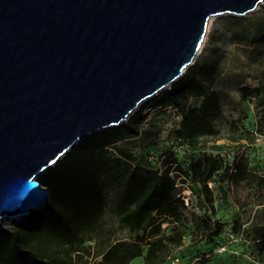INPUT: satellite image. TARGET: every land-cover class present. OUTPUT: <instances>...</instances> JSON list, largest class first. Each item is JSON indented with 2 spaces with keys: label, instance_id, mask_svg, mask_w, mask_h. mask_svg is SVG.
Returning <instances> with one entry per match:
<instances>
[{
  "label": "water",
  "instance_id": "obj_1",
  "mask_svg": "<svg viewBox=\"0 0 264 264\" xmlns=\"http://www.w3.org/2000/svg\"><path fill=\"white\" fill-rule=\"evenodd\" d=\"M264 0H0V228L45 210L37 180L171 89L212 17Z\"/></svg>",
  "mask_w": 264,
  "mask_h": 264
},
{
  "label": "rangeland",
  "instance_id": "obj_2",
  "mask_svg": "<svg viewBox=\"0 0 264 264\" xmlns=\"http://www.w3.org/2000/svg\"><path fill=\"white\" fill-rule=\"evenodd\" d=\"M228 16L210 19L194 60L196 63L207 57L218 61L219 77L214 90L219 95V107L211 118L218 139L200 138L197 147L178 141L175 132L181 117L173 108L160 109L155 105V98L163 91L141 105L146 115L142 128L148 129V134L117 144L132 153L133 161L128 163L132 169L163 174L171 167V176L177 177L176 195L186 206V219L180 224L185 236L182 246L171 251L166 264H264V256L262 259L258 249L259 234L264 232V44L259 42L264 34V2L239 22ZM200 103L201 100H188L195 107ZM245 131L254 134L255 140L234 141ZM109 152L115 156L114 149ZM208 155L223 160V169L209 183L215 212L204 202L200 186L178 177L174 171L176 166L189 170L193 161ZM238 162L246 170L243 175L236 173ZM126 167L124 163L116 171ZM109 184L106 178L101 181L104 209L90 234L92 240L81 251L45 245L42 250L48 258H60L71 264H99L102 259L97 255L102 249L120 241L137 240L138 234L125 229L112 211L116 190ZM17 221L20 219L5 223ZM167 226L164 224L162 228L169 233ZM143 262L139 258L131 264Z\"/></svg>",
  "mask_w": 264,
  "mask_h": 264
},
{
  "label": "trees",
  "instance_id": "obj_3",
  "mask_svg": "<svg viewBox=\"0 0 264 264\" xmlns=\"http://www.w3.org/2000/svg\"><path fill=\"white\" fill-rule=\"evenodd\" d=\"M228 18L236 22L242 19L232 15ZM259 42L264 44V34ZM218 77V61L203 57L171 89L155 98L157 108H173L181 117L175 132L178 141L197 147L200 138L218 139L211 121L219 107V95L214 90ZM190 98L201 100L199 107L189 105ZM145 119L141 106L127 123L94 134L46 171L38 181L50 192L48 204L45 210L32 211L20 221L4 223L0 228V264H71L60 258H48L42 248L57 244L81 251L92 240L90 234L104 209L103 178L116 190L112 211L125 229L138 235L132 242L120 241L102 249L97 255L102 259L99 264H131L139 258H143V264H166L171 251L182 246L185 236L180 224L185 222L186 206L176 195L177 177L171 176V167L163 174L136 171L128 164L133 161L132 153L117 147L127 138L146 136L149 130L142 128ZM233 139L254 141L255 137L245 131ZM110 149H114L115 156ZM124 163L127 167L116 171ZM222 169L223 160L208 155L193 161L189 170L176 166L174 171L178 177L198 184L204 202L215 212L209 183ZM235 170L242 175L246 172L241 162L236 163ZM164 224L168 225L169 233L162 228ZM258 241L263 259L264 232H260Z\"/></svg>",
  "mask_w": 264,
  "mask_h": 264
}]
</instances>
